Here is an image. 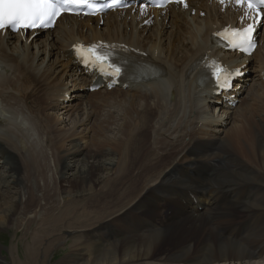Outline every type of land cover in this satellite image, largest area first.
<instances>
[{
  "label": "bare ground",
  "instance_id": "6f19581e",
  "mask_svg": "<svg viewBox=\"0 0 264 264\" xmlns=\"http://www.w3.org/2000/svg\"><path fill=\"white\" fill-rule=\"evenodd\" d=\"M197 1L193 5L195 16L190 14L193 8L175 9L157 20L161 28L158 25L147 34L148 28L140 26L142 21L131 13L108 16L101 32L97 27L90 29L88 35L92 33V37L120 40L149 51L158 49L169 67L167 78L155 81L146 92L128 93L118 89L113 102L123 104L119 116L122 121L116 128L119 137L109 142L106 133L114 123L112 119H118L113 113H108L105 119L95 116L90 120V126L85 127L87 131L90 129L89 139L84 145L76 139L79 134L75 129L76 124L86 121L82 112V117L74 116L71 131L59 128L60 119L48 117L50 108L47 99L42 98L44 93L50 95L51 90L38 88L40 83L47 87L56 85L55 66L45 65V58L36 63L41 56L32 54L24 43L16 51L18 45L13 47L12 42L0 38V57L13 71L10 77L0 76V231L16 225L24 231L27 240L18 258L9 257L12 264H48L50 253L66 239L64 234L79 228H85L82 237L86 240L72 239L61 264H136L149 259L161 264L171 261L248 264L262 258L264 82H255L249 88L248 96L243 99L246 106L240 110V124L226 129L222 135L212 136L209 143L201 141L206 148L200 141L193 144L191 140L187 153L183 151L182 135L191 134L188 128L196 120L194 113L205 111L193 80L186 79L185 68L201 50L197 43L199 39L205 42L203 34L211 24L217 23L214 15L219 14L218 6L211 0ZM201 10L207 13L203 18L199 15ZM185 23L192 28L188 29ZM79 32L67 27L59 35L51 34L53 41H42L44 49L40 51L43 53L48 46L49 49L54 45L64 47L71 39L82 38ZM261 42L260 58L255 56L262 45L253 56L256 63L264 59V37ZM20 60L23 62L19 63ZM6 91L14 93L5 95ZM248 98L254 102L249 104ZM86 102L87 107L101 106ZM92 108L82 110L86 118H91ZM230 120L232 114L226 122ZM101 142L118 151L116 162L105 158L109 151L101 149ZM68 153L74 155L72 163L64 159ZM199 160L210 161L202 186L206 208L195 216L172 196L174 217H165L162 197L168 196L170 187L182 181L181 164L191 161V165H197ZM52 161L60 171H54ZM101 181L104 185L98 188ZM118 211H122L118 219L115 216L113 220L103 221ZM253 217L259 220L255 227L251 223ZM242 220L250 225V231L245 227L238 232L237 227L230 229V225H238ZM33 226L35 230L29 233ZM112 229L124 237L96 249L95 240L105 237L106 230ZM86 244L88 253L83 254L86 248L81 245ZM1 252L0 246V264L4 258ZM254 263L264 264V259Z\"/></svg>",
  "mask_w": 264,
  "mask_h": 264
},
{
  "label": "rangeland",
  "instance_id": "374dc122",
  "mask_svg": "<svg viewBox=\"0 0 264 264\" xmlns=\"http://www.w3.org/2000/svg\"><path fill=\"white\" fill-rule=\"evenodd\" d=\"M60 28V27H59ZM104 28V27H103ZM58 29V28H57ZM39 45V44H38ZM40 45L42 46V48L40 47V50L42 51L43 49H44V46H43V42L42 43H40ZM13 46V45H12ZM17 45H14L13 47H16ZM18 47L19 46H17V48L15 49L16 51L18 50ZM33 54V53H32ZM41 58V57H40ZM40 58H38V60H40ZM36 63H39L38 61L36 62ZM40 63H41V61H40ZM39 63V64H40ZM45 66V65H44ZM39 82V81H38ZM52 85H50V86H46L44 83H40L39 85H38V88L39 89H47V90H50V87H51ZM46 93H44L43 94V96H42V98H45L46 99V97L48 96L49 97V95H45ZM103 98H106V99H108V97H102V99ZM110 99V98H109ZM120 98L118 97V100H119ZM263 99H264V97H263ZM104 100V99H103ZM111 100V101H110ZM110 100H107V101H109L108 103H103V105L102 106H100V110L99 109H95L94 108V110H95V113H94V110H93V108L91 107V105H90V108H92L91 110L93 111L92 112V117H94L95 118V116H97L98 118H100V119H105V118H107V114L108 113H113L114 115H115V117H117L118 119H112L113 121H114V123H112L111 125H110V129L107 131V136L105 137V139L106 140H108V142L109 141H111V139H114L115 137H119L118 135H119V133H118V131H117V123H121V118L122 117H119V116H121L122 115V113H123V111H122V105H118V104H115V102H113V100L112 99H110ZM247 102H249V104L250 103H252V102H254V100L252 99V98H250V99H248V101ZM247 104V103H246ZM118 105V107H116ZM245 104L243 105H241L240 106V108L238 109V111H237V109L234 111V112H232V113H230V114H234V113H237V114H234V116L232 117V120L230 121L231 123H230V125H229V128L230 127H232L233 125H235V124H240V110H243V108H245ZM203 108V107H202ZM54 109V108H53ZM83 109H81V110H79L78 108H76L75 109V112H74V114L72 113V114H68V115H66V116H63V114H61V115H59V114H55V112L53 113V112H51L50 110L48 111V117L49 116H54V118L56 117V118H58V119H60L59 120V123H58V127L59 128H61L62 130H64V129H66V130H69L70 129V131H71V129L73 128V126H74V123H73V120H74V116L75 115H77V114H79V116L80 117H82V115H80V113L82 112V114H83V111H82ZM237 111V112H236ZM3 113H5V112H3ZM74 115V116H73ZM83 116L85 117V115L83 114ZM94 118H92V120L91 121H93V119ZM58 119L57 120H55V121H58ZM255 119H259V116H256L255 117ZM91 121H88V122H86V123H84V124H82V123H79L78 125L76 124V132L79 134H77L78 136H76V139L77 140H79V141H81V143L84 145V144H86V141L89 139V136H87V133H89L90 134V129L87 131L86 129L90 126V124H91ZM61 122V123H60ZM60 124V125H59ZM61 124H62V127H61ZM64 126V127H63ZM87 126V128L85 129V127ZM220 129H222V128H220ZM228 129V128H227ZM223 130V129H222ZM225 131V130H224ZM224 131H223V133H224ZM83 132V133H82ZM83 134V135H82ZM81 135V136H80ZM80 136V137H79ZM183 136V138H184V134L182 135ZM83 138V139H82ZM190 138H191V140H193V144H195V143H197V141L196 140H194V139H192V136H190ZM100 142V141H99ZM86 146V145H85ZM65 147H70L69 146V143H67V145L65 146ZM89 147H91V148H93V149H95V146L94 145H89ZM20 149V148H19ZM101 149L103 150V151H109V154H108V156H106L105 158L107 159V160H111V161H117V159H118V151L116 150V149H113L112 147H110V145L109 144H107L106 142H101ZM19 153H21L20 152V150H19ZM64 159H65V161L66 162H70V163H72L74 160V155L72 156V155H70V153H68V154H66V156H64ZM52 165H53V169H54V171H60L61 170V168L60 167H56V169H55V164H54V162L52 161ZM58 168V169H57ZM104 185V182L103 181H101L100 183H99V187L98 188H101L102 186ZM138 200H140V197L138 198ZM124 210H127L128 212H129V214L131 213V211H130V209L129 208H126V209H124ZM118 213V214H117ZM122 214V211H118V212H115V213H112L111 215H109V216H107L106 217V219H104L103 221H110V219L111 220H113L114 219V217L116 218V219H118L119 218V216ZM135 214H138V213H135ZM118 217V218H117ZM140 220V219H139ZM119 224H121L120 222H119ZM16 225H13V227H10V228H8L6 231H0V246H1V249H2V252H1V254H3L4 256V258H3V261L1 262V264H12V262H11V258H9V257H11V256H14V257H16V258H18V252L19 251H22L23 250V247H24V245L26 246V244H27V240H26V237H25V235H24V231L21 229V228H17V226L15 227ZM35 226H36V224H35ZM35 226H33V228H31L30 230H29V233H31V232H33L34 230H35ZM114 226L115 227H117L115 224H114ZM85 229V228H84ZM84 229H81V228H79L78 230H76V229H70V230H68V233H65L64 234V236H65V240H62L60 243H58L57 245H56V249H58L57 251H56V249L54 250V251H52L51 253H50V255H49V257H48V260H47V262H48V264H61V262H62V259L64 258V256H65V254L70 250V246H71V243L70 242H72L73 243V240H78L79 238V240H82V241H85L86 239L84 238V237H82L83 235H82V232L83 231H86V230H84ZM22 230V231H21ZM107 231H110V232H107ZM80 234H79V233ZM115 233L114 234V236H112V233ZM118 231H116V230H114V229H112V230H106V236L105 237H102L101 239H92V240H95L96 241V243H94L95 244V248L96 249H99V248H101L102 246H104V245H106L107 243H109L110 241H113V242H115V241H120V239H122L123 237H124V234H122V233H120V232H118ZM111 233V235H110V237L108 236L109 234ZM108 234V235H107ZM117 235V236H116ZM76 237L78 238V239H76ZM113 237V238H112ZM83 238V239H82ZM109 238V239H108ZM73 239V240H72ZM88 239V238H87ZM90 240V239H89ZM97 240H99V241H97ZM26 243V244H25ZM83 244H85V243H83ZM168 245L169 244H167V245H165V247H168ZM65 247H67V248H65ZM81 247H83V248H86V250H83V254H87L88 253V248H87V244L86 245H81ZM56 251V252H55ZM15 258V259H16ZM260 258V259H259ZM259 259V260H258ZM262 259H264V255H262V258L261 257H258V258H255V259H253L252 260V262L251 263H248V264H257V263H254V262H257V261H260V260H262ZM10 260V261H9ZM153 259H149V260H147V262L149 261V262H151ZM153 261H156V260H153ZM138 263L140 262V264L141 263H143V264H146L147 262H143V261H137ZM136 263V262H135ZM138 263H136V264H138ZM129 264H131V263H129ZM132 264H134V263H132ZM170 264H172V263H170ZM174 264H178V263H174Z\"/></svg>",
  "mask_w": 264,
  "mask_h": 264
},
{
  "label": "snow or ice",
  "instance_id": "6c2138e0",
  "mask_svg": "<svg viewBox=\"0 0 264 264\" xmlns=\"http://www.w3.org/2000/svg\"><path fill=\"white\" fill-rule=\"evenodd\" d=\"M183 2V0H177ZM115 0H113V4ZM237 3H243V0H237ZM256 3L264 4V0H256ZM253 0H248V8L252 9L256 6ZM90 8L93 12L102 10L103 7H111L105 4L104 0H0V30L11 29L12 31H20L27 29L45 28L52 24L54 19L63 11H72L79 6ZM185 6H187L185 4ZM252 28L239 31L234 30L233 35L236 40L234 47L250 50L255 47L252 40ZM103 47V46H100ZM74 51L84 63H90L98 66L104 71L105 64H108L106 54H101L96 45H76ZM213 69V75L216 76L217 85L226 84V79L221 80L220 69L213 63L209 65ZM110 69L107 74L118 77L122 74V67L115 64H108Z\"/></svg>",
  "mask_w": 264,
  "mask_h": 264
}]
</instances>
